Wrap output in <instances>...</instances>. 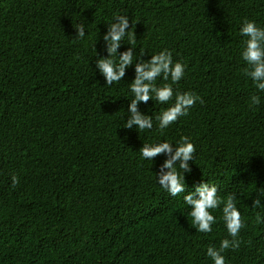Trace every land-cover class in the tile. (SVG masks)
<instances>
[{
    "label": "trees",
    "instance_id": "1",
    "mask_svg": "<svg viewBox=\"0 0 264 264\" xmlns=\"http://www.w3.org/2000/svg\"><path fill=\"white\" fill-rule=\"evenodd\" d=\"M120 14L136 62L169 49L186 66L174 92L200 98L163 131L156 117L174 98L138 103L152 129L124 128L135 63L111 86L96 68ZM248 20L264 27V0H0V264H214L207 249L232 239L222 205L212 231H197L186 193L157 182L171 154L141 156L143 144L182 137L196 149L186 190L215 184L241 212L226 264H264V92L241 57ZM129 47L125 37L118 52Z\"/></svg>",
    "mask_w": 264,
    "mask_h": 264
},
{
    "label": "clouds",
    "instance_id": "2",
    "mask_svg": "<svg viewBox=\"0 0 264 264\" xmlns=\"http://www.w3.org/2000/svg\"><path fill=\"white\" fill-rule=\"evenodd\" d=\"M76 29V36L81 39L84 38L86 35L84 25H80ZM239 31L242 36L247 37L241 52L243 61L248 65L245 75L251 78L252 83L259 92H264V27L258 26L255 21L248 20L243 22ZM125 37H127L128 44L131 47L120 53L118 48ZM103 39L107 45V56L99 57L95 63L96 68L103 75L106 85L111 86L113 83L120 82L125 75V69L135 63V76L129 88L134 98L130 100L128 105L127 112L129 115L124 123V128L152 129L153 119L151 115L138 110L139 102H147L152 99L155 102L167 104L174 98V103L156 117L158 128L163 131L180 117L186 116L189 109L200 99L192 92H174L173 85L185 76L186 66L179 61L174 62L172 51L169 49H162L156 54H151L150 59H141L136 62L138 57L133 51L136 47L135 33L129 28L127 15H116L113 22L108 24ZM143 53L144 51H140L139 55L142 56ZM158 78H162L163 81H169L170 79L171 83H163L161 86H157L156 81ZM250 99L252 105L260 103L258 95H253ZM173 145L175 150H173ZM140 150L142 158L151 161H153V157L161 152L171 154L164 161L161 171L156 173L157 182L172 197L186 193L183 196V201L191 208L189 215L197 231L203 233L212 231V225L217 222V217L212 214V210L221 208L222 205L221 219L232 239H223L220 242L219 249L209 247L206 254L214 264H226L222 253L229 247L237 248L239 246L240 241L237 237L240 230L245 226L241 212L236 205L235 197L228 195L221 198L218 195L217 185L208 182L195 185L191 191L186 190L184 173L191 171L188 162L194 160L196 151L194 144L187 137H182L175 144L169 141L143 144ZM163 169H167V171ZM13 182H16L15 178H13ZM261 204L260 199L253 200V208L260 207ZM256 222L264 223V218L257 214Z\"/></svg>",
    "mask_w": 264,
    "mask_h": 264
}]
</instances>
